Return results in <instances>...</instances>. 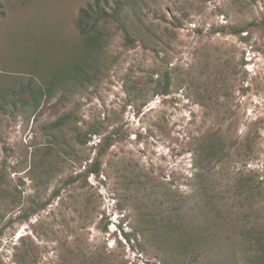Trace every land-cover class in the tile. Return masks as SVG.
Here are the masks:
<instances>
[{
    "label": "rangeland",
    "instance_id": "obj_1",
    "mask_svg": "<svg viewBox=\"0 0 264 264\" xmlns=\"http://www.w3.org/2000/svg\"><path fill=\"white\" fill-rule=\"evenodd\" d=\"M92 1L0 0V90L48 86L83 52L76 18ZM128 11L133 41L110 26L86 79L67 73L37 109L0 113V264H163L142 217L217 214V242L197 264H246L240 234L264 225V0H135ZM164 72L169 92L156 95ZM68 114L61 131L44 129ZM108 137L99 175L86 176Z\"/></svg>",
    "mask_w": 264,
    "mask_h": 264
},
{
    "label": "trees",
    "instance_id": "obj_2",
    "mask_svg": "<svg viewBox=\"0 0 264 264\" xmlns=\"http://www.w3.org/2000/svg\"><path fill=\"white\" fill-rule=\"evenodd\" d=\"M134 3L135 0H93L84 8H81L76 18V27L84 41L83 52L75 51L65 59H68L67 62L60 61L54 75L49 73L50 79L41 80L43 85H48L45 88H41L38 83L31 80L32 82H27L18 89L13 87L0 90V113L4 111L13 113L18 109L19 105L37 109L42 97L52 93L56 84L55 81L63 80L67 73H72L80 79H86V69L89 68L91 63L94 65L97 58L104 54L109 39L108 29L110 26L114 25L116 29L123 32L126 43L132 42L134 37L131 36L128 30L130 24L127 18L129 15L128 9ZM3 15L4 7L0 2V16ZM225 30L230 34L238 35L247 31L246 27H227ZM31 83H34V87L29 85ZM170 85L169 74L167 72L162 73L156 83L157 91L155 94L167 95ZM69 118V114L63 115L46 125L44 129L50 132L61 131ZM90 134L95 135L97 133L91 132ZM74 137L78 143L83 145L90 140V137L84 138L80 134H75ZM110 138H104L100 142L95 159L84 171L86 176L99 175V157L109 147ZM257 193L259 192L255 191V189H248L246 196L250 198ZM35 205L36 202H33L32 205L25 209L24 217L26 219L36 212L38 207L34 208ZM202 208L205 215L217 210L215 206L209 207L207 204H204ZM142 218L143 223L148 225V229L151 224L154 225L152 238L162 251L163 256L160 257V261L163 264H197L200 256L207 253L210 247L217 242V238L214 237L215 234L209 231L213 226L215 228L222 227L223 221L219 214L216 217H201L199 221H196L193 217L189 219L186 217H175L177 218L176 223L172 222L168 217H164L163 221L159 217L162 224H157L160 221L156 220V218L152 221L153 217L149 219L152 222L146 221L147 217ZM237 245L239 258L246 261V264H264V225L250 226L242 231ZM235 257V251L223 254L225 261L230 260L232 262L231 258ZM92 262L90 264H93Z\"/></svg>",
    "mask_w": 264,
    "mask_h": 264
}]
</instances>
